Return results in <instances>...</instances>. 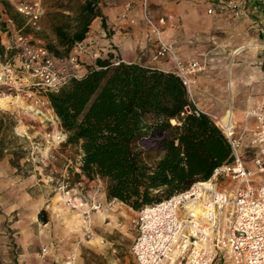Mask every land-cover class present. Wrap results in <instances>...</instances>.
Listing matches in <instances>:
<instances>
[{
  "label": "trees",
  "instance_id": "1",
  "mask_svg": "<svg viewBox=\"0 0 264 264\" xmlns=\"http://www.w3.org/2000/svg\"><path fill=\"white\" fill-rule=\"evenodd\" d=\"M98 1L80 0L75 11L57 13L63 21L51 25L49 53L66 55L94 17L104 27ZM3 49L0 45V56ZM44 96L63 144L78 151L77 176L102 180L106 198L132 210L208 179L230 160L223 132L196 111L171 70L97 58L80 76ZM13 124L9 113L0 112V159L10 155L9 164L18 166L26 151Z\"/></svg>",
  "mask_w": 264,
  "mask_h": 264
},
{
  "label": "crops",
  "instance_id": "2",
  "mask_svg": "<svg viewBox=\"0 0 264 264\" xmlns=\"http://www.w3.org/2000/svg\"><path fill=\"white\" fill-rule=\"evenodd\" d=\"M220 1L224 3L228 0H216L213 7H208L212 8L211 13H207L206 9L191 11L189 17L180 16L179 22L175 17V22L159 25V29L162 40L172 44L180 59L193 58L200 61L201 69L195 74L191 87L193 105L198 111L209 116L222 132L219 120L231 129L233 137L243 134L238 149L242 155L248 148L249 130L254 123L252 111H264V0H231L239 10L238 16H234L228 8L219 10L217 4ZM9 9L13 10L10 3L0 0V45L3 47L9 43V35L2 22L5 16L10 15ZM99 10L104 27L101 26V18L94 17L89 23L85 37L76 42L84 46L81 57L83 63L77 69L79 75L92 67L95 59L107 57L111 62H140L163 71L171 69L169 62L154 60L152 54H146L147 51L151 52L154 44L141 16L139 20L144 26L138 28L139 24L135 19L124 18L125 12L119 15L120 9L117 7L103 6ZM178 13L185 12L179 10ZM118 23L120 27L125 28V32L114 30ZM93 29H99L98 34H95ZM98 35L106 36L104 40L98 39L100 44H106L104 48L99 49L100 52L93 50L97 45ZM75 44L71 51L74 50ZM108 44L116 47L119 57L105 55L112 50L106 49ZM133 44L139 46L140 56L134 52L129 55L127 49L121 55L122 47L127 48ZM13 106L15 105H2L0 98V112H7L12 116L13 131L17 135V118L13 112L8 111V108H17ZM43 109L57 123L54 114ZM39 114L42 115L41 112ZM9 158L10 155H5L0 159V264H64L73 245L72 241L80 235L85 223L81 216L76 218V214H79L77 212L68 216V209L65 207L62 209V218H56L55 204L52 201L39 203L36 194L27 192V187L36 183L35 173L18 175L17 165L11 166ZM261 158L264 161V155ZM244 164L254 170L252 162L244 161ZM263 176L264 172L255 174V177ZM84 183L87 187L92 184L91 181ZM94 188L84 191L82 196L72 197L76 204L84 208L92 201L99 203L98 209L89 212L92 225L95 222L106 223L108 216L113 217L104 206V191L97 193L98 188ZM118 203L121 204L119 201ZM68 207L73 208L70 205ZM75 209L79 210L77 207ZM40 211L47 214V219L41 220V227L38 228ZM93 237L99 238L100 243H96L97 240L93 241L95 244L92 243ZM86 244L85 246L95 253L107 249L102 238L96 234ZM41 246L47 248L43 253L38 251ZM114 250L116 248H111V252ZM130 257L134 264L131 255ZM117 259L116 256L113 261ZM74 264L86 263L78 256Z\"/></svg>",
  "mask_w": 264,
  "mask_h": 264
},
{
  "label": "built area",
  "instance_id": "3",
  "mask_svg": "<svg viewBox=\"0 0 264 264\" xmlns=\"http://www.w3.org/2000/svg\"><path fill=\"white\" fill-rule=\"evenodd\" d=\"M7 1L26 23L34 24L43 14L42 0ZM217 7L239 15L231 0L220 1ZM211 12L208 8L207 13ZM141 19L154 44L152 59L171 64L170 70L193 104L191 87L201 69L200 61L177 56L172 44L160 36L163 18L153 20L144 2ZM2 22L12 36V43H7L4 50L12 54L9 60L0 62V95H21L31 101L36 112L42 107L52 112L44 95L56 91L69 78L80 76L77 69L84 46L76 43L66 58H55L40 39L14 28L10 17L5 16ZM252 115L248 148L254 170L245 166L238 151L241 135L233 137L230 128H222L230 149L228 162L213 169L208 179L137 210L131 220L135 232L129 246L134 264H264V176L255 177L264 172V111L254 110ZM221 179L233 183L230 190L216 187ZM64 194L68 205L81 210L88 227L89 212L98 209L99 203L92 201L88 207H80L67 189ZM64 264H73L72 258Z\"/></svg>",
  "mask_w": 264,
  "mask_h": 264
},
{
  "label": "rangeland",
  "instance_id": "4",
  "mask_svg": "<svg viewBox=\"0 0 264 264\" xmlns=\"http://www.w3.org/2000/svg\"><path fill=\"white\" fill-rule=\"evenodd\" d=\"M79 1L42 0L43 14L34 24L26 23L12 9H9L10 17L12 18L14 28H19L21 33L32 34L34 37L40 39L45 46V43L54 41L51 25L63 21L57 13L65 8L75 11ZM143 2L145 3L148 15L153 20L162 17L164 25H170L176 20L179 22L180 16L189 17L191 11L207 10L208 7H213L216 4V0H99L98 8L103 6L110 8L117 7L120 9L119 15L121 12H125L124 18L135 19V22L139 24L138 28H140L144 26L139 20ZM179 10L185 13L179 14ZM175 17L177 18L176 20ZM90 27L92 29V26ZM114 30L120 33L125 32V28L120 27L119 23L117 27L115 26ZM93 31H95V34H98L99 29H93ZM7 34L9 35V43H12L11 34ZM105 38V35H98L96 38L97 45L93 48L94 51L100 52L99 49L105 47L106 44H100V41H98V39L104 40ZM109 45L106 46V49L112 50L108 51L105 55H110L114 58L119 57L116 47ZM121 49L123 50L121 55L127 49L129 55L134 52L137 56H140L138 52L140 48L137 44L128 45L127 48L124 46ZM153 50L154 46H152L151 52L147 51L146 54L151 55ZM70 53H72L71 50L66 55H61L60 57L66 58ZM11 54L9 50L4 51L3 55L0 56V62L9 60ZM82 63L81 59L80 64ZM0 98L2 105H15L13 107H17L13 110L8 108V111L13 112L17 118L15 132L23 140L22 142L26 151L24 156L18 161L17 174L26 175L27 173L34 172L36 176V183L32 187H27V192L31 195L36 194L39 203L52 201L55 204L54 215L59 220L64 214V211H62L64 207L68 209V216L72 212H77L80 215L76 214V218H80V216L82 218L80 209L68 207L64 190H68V195L71 198L82 196L84 195V191L95 189L94 187H96V190L98 188L97 193H101V191L105 193L103 181L96 178L87 180L81 175L77 176L79 170H75V168H77L76 163L79 157L78 151L75 147L63 144L64 134L60 132L59 126L54 122L53 118L49 117V113L43 109L44 107L39 109L42 113L40 115L35 111L34 107H27V105H31V101L21 95L5 94L0 95ZM219 122L221 125L220 120ZM240 135L242 138L243 134L241 133ZM241 158L243 161L251 163L252 153L249 148H246ZM84 181H91V186H85ZM226 183L229 184L227 185ZM232 184L229 179H221L216 182V187L228 191L232 187ZM62 186L63 188H61ZM104 206L107 208L106 210L109 214H113V217L108 216L105 219L106 223L102 224L95 222L92 225L91 220H89V226H84L81 229L80 235L78 234L77 238L72 241L73 245L67 255V258H72L73 264L78 256L86 264H133L129 253V246L135 232L131 220L135 217L137 210H132L125 204H120L115 199L108 198H105ZM42 218L47 219V214L38 216V228L41 227L40 222ZM95 234L100 236L103 245H106L107 249L104 252L95 253L85 246L87 245L86 242ZM94 240H97L96 243H100L99 238L93 237L91 242L94 243ZM111 248H116V250L111 252ZM46 249L45 246H41L38 248V251L43 253ZM116 256L118 259L114 262L113 260Z\"/></svg>",
  "mask_w": 264,
  "mask_h": 264
},
{
  "label": "bare ground",
  "instance_id": "5",
  "mask_svg": "<svg viewBox=\"0 0 264 264\" xmlns=\"http://www.w3.org/2000/svg\"><path fill=\"white\" fill-rule=\"evenodd\" d=\"M221 127H222V128H226V126H225L224 124H221Z\"/></svg>",
  "mask_w": 264,
  "mask_h": 264
}]
</instances>
